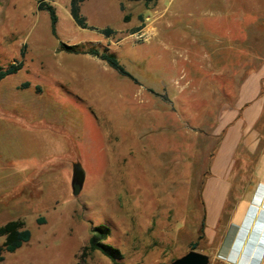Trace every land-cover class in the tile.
<instances>
[{"label": "rangeland", "instance_id": "rangeland-1", "mask_svg": "<svg viewBox=\"0 0 264 264\" xmlns=\"http://www.w3.org/2000/svg\"><path fill=\"white\" fill-rule=\"evenodd\" d=\"M41 1L56 9L57 35ZM256 1L84 0L81 28L71 0H0V67L24 63L0 81V226L20 219L32 233L2 264H114L98 250L83 256L101 225L121 264H169L191 250L213 264L264 160L261 136L256 152L238 147L223 175L212 171L223 136L212 87L244 61L240 31H264V20L249 25ZM229 2L252 8L235 14ZM75 163L86 175L78 196Z\"/></svg>", "mask_w": 264, "mask_h": 264}, {"label": "crops", "instance_id": "crops-1", "mask_svg": "<svg viewBox=\"0 0 264 264\" xmlns=\"http://www.w3.org/2000/svg\"><path fill=\"white\" fill-rule=\"evenodd\" d=\"M240 6V5H239ZM237 4L229 2L227 8L235 10V14L247 13L248 8L255 10L259 15L252 19L256 23L264 20L261 12H264V0L254 2L252 7L237 9ZM245 20L239 18V22ZM231 34L232 30H228ZM242 40H245L246 50H244L245 59L240 62V68H232L228 71V76L219 88L212 89L216 96V105H222L219 111V125L214 132L220 135L223 132L217 155L212 165V171L215 174H224L227 167V160L236 152L238 147H244L246 151L254 153L260 145V137L264 136L261 130L256 128L258 121H264V31L262 28L254 27L240 31ZM231 82V83H230ZM231 122H234L233 124ZM256 172L258 178L254 185L264 178V160H260ZM218 184V183H217ZM251 192L242 201L240 207L235 213L238 217L245 208Z\"/></svg>", "mask_w": 264, "mask_h": 264}, {"label": "trees", "instance_id": "trees-1", "mask_svg": "<svg viewBox=\"0 0 264 264\" xmlns=\"http://www.w3.org/2000/svg\"><path fill=\"white\" fill-rule=\"evenodd\" d=\"M84 0H71V15L74 19V21L77 23L78 26L81 28H88V24L86 21V18L81 14V3ZM131 2H143L146 5L154 3L156 0H127ZM39 10H45L49 13L50 19H51V26H52V32L54 35H57L56 33V24L58 21V16L56 14L55 7L48 2L41 1L38 4ZM126 20H128V17H125ZM141 19L143 21V17L141 16ZM100 33L110 36L114 33V30L112 28H105L102 30H99ZM68 50H73L71 47H67ZM85 53L100 57L102 60H104L109 67L116 70L120 75L124 77H128L129 79L137 82V79L132 76L119 62V60L116 58L115 55L106 52L101 53L99 50L91 49ZM24 54V52H22ZM24 66V63L21 62H15L10 64L8 67L3 68L0 67V81L5 79L6 77L16 74L18 71H20ZM43 220H39V223H42ZM108 235V228L106 226H98L94 229L93 235L90 239V242L88 245L84 247L83 256H85L88 252L92 251H100L105 256L110 258L114 264H121L119 262V259L122 258V253L119 249L114 248L113 246H110L108 244L104 243V240L107 238ZM0 238H4L3 243L0 245V264H2L4 260V256L6 253H14L17 250H19L21 247H23L26 243H28L32 238L31 231L26 228V224L23 220H12L7 222L6 224L0 226ZM197 243H192L191 246L193 249L196 248Z\"/></svg>", "mask_w": 264, "mask_h": 264}, {"label": "clouds", "instance_id": "clouds-1", "mask_svg": "<svg viewBox=\"0 0 264 264\" xmlns=\"http://www.w3.org/2000/svg\"><path fill=\"white\" fill-rule=\"evenodd\" d=\"M231 228L232 239L226 249L215 254L213 264H264V178L254 186Z\"/></svg>", "mask_w": 264, "mask_h": 264}, {"label": "water", "instance_id": "water-1", "mask_svg": "<svg viewBox=\"0 0 264 264\" xmlns=\"http://www.w3.org/2000/svg\"><path fill=\"white\" fill-rule=\"evenodd\" d=\"M85 171L80 163L73 165L71 189L74 196L80 195L85 183ZM209 255L196 250H191L180 258L175 259L169 264H209Z\"/></svg>", "mask_w": 264, "mask_h": 264}]
</instances>
